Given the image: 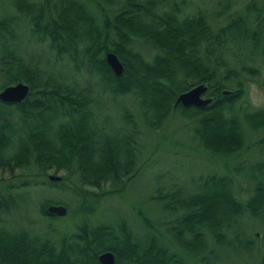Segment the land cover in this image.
<instances>
[{
  "label": "trees",
  "instance_id": "16d2710c",
  "mask_svg": "<svg viewBox=\"0 0 264 264\" xmlns=\"http://www.w3.org/2000/svg\"><path fill=\"white\" fill-rule=\"evenodd\" d=\"M160 3L0 0L4 12L0 13V91L17 82L28 88L21 102L0 101V169L10 173L32 165L34 176H44V181L22 180L15 188L70 192L68 202L39 197L37 210L48 226L63 216L47 213L48 205H62L66 212L76 205L75 231L66 230L56 238L0 228V264H100L96 258L103 252L111 253L113 264H183L184 257L198 259L206 252L207 237L216 246L244 248L234 235L226 239L222 231L236 228L243 215L255 217L264 208V180L251 174L247 199L236 200L232 179L237 171L233 170L198 172L190 178L192 189L174 182L166 189L153 188L146 198L159 211L157 219L131 208L142 228L131 227L120 217L91 224L87 218L96 199L120 194L140 171L139 132L133 113L124 106L116 112L121 118L107 124L108 116H102L104 109L90 92L66 82L71 71L84 69L97 75L102 91L113 99L131 95L133 111L148 132L161 129L162 133L166 119L176 113L191 124V140L202 153L224 158L244 147L240 118L234 111L245 91L243 74H258L251 64L257 54L264 63L260 35L264 9L248 2L244 9L252 19L231 13L215 31L200 13L177 14L185 0L171 2V9L163 11L158 9ZM229 7L230 2L225 11ZM23 27L20 34L31 48L45 41L54 53L57 61L48 71L12 43L21 40L15 32ZM137 44L153 49L150 59L132 48ZM107 53L120 63L119 75L104 60ZM200 84L206 90L199 97L210 99L205 106L175 103L179 93ZM243 119L252 129L264 131V110L245 112ZM49 170L62 171L57 175L60 179L46 178ZM251 170L262 172L264 164ZM103 184L108 188L103 189ZM5 191L0 192V214L15 211L20 198L17 191L19 197L10 193L13 190ZM259 262L264 264V254Z\"/></svg>",
  "mask_w": 264,
  "mask_h": 264
},
{
  "label": "rangeland",
  "instance_id": "374dc122",
  "mask_svg": "<svg viewBox=\"0 0 264 264\" xmlns=\"http://www.w3.org/2000/svg\"><path fill=\"white\" fill-rule=\"evenodd\" d=\"M175 1L177 2V0H161L158 9L162 11L169 10L172 6L169 3H175ZM229 2L230 7L225 11ZM248 2L254 3L257 8L264 9V0H185L184 5L180 6V11L177 14L185 16L187 13H200L216 31L218 27H221L227 21L231 13L236 15L247 14L248 18L252 19L251 12H247L244 9ZM1 11L0 9V13H4ZM260 28L261 41H264V25L261 24ZM20 29L21 31L15 33L21 40L18 43L16 41L12 43H15L14 45L17 46L20 53L26 56L28 60L32 59L34 60L33 62L37 60L39 68L43 69V71H48L57 60L54 58V53L49 50L47 42L40 41V43H36L35 47L31 48L26 42L25 36H21L24 27ZM132 48L139 51L144 59H150L149 56L153 53V49L149 45L137 44ZM255 58L256 60L251 64L257 67L258 74L252 77L243 74L245 91L242 94L241 101L235 105L234 111L235 116L240 118L244 147L234 156L231 155L224 158H212L208 154L202 153L200 146L191 140L192 132L189 129L191 124L187 120L178 119L179 117L176 113L171 114L170 118L166 119L162 133L161 129L155 132L149 131V133L147 128L141 126L138 121L136 111H133L135 108L131 101V95L113 99L110 94L102 91L100 79L97 75H88L83 71L84 69L71 71L73 74L67 76L66 82L69 81V84L79 90L84 91L87 89L90 92L89 95L104 109L102 116L105 118L108 116L107 124L113 122L114 117L117 119L116 121L121 118V114L116 115V112H120L124 106L126 111L133 113H130L132 121L137 123V132H139L137 134V142L140 145L139 153L141 154H138L137 163L140 171L136 173L130 182L124 184L125 186L120 194H112L111 197L96 199L93 212L87 217L90 224L95 223L96 220L102 222L103 218L104 220H112L120 217V219L124 218L131 227L139 226L142 228L138 219L133 215L132 206L140 208L142 211L145 210L151 220L157 219L159 211L146 198L147 193L157 186L162 189L169 188L173 182L192 189L193 184L190 178H193L198 172L206 173L209 171L224 174L232 170L234 172L237 171L235 178L232 179L234 197L240 201L247 199L252 187L251 180H253L249 178L250 175L252 174L254 177L264 180V171L251 170L252 166L257 165L259 168V166L264 164V131L261 128L252 129V126H249L247 121L243 119L245 112H253L255 109L264 110V63L258 54ZM155 143L158 144L156 150L155 148L150 149ZM185 146L193 147L194 151L188 150ZM144 147H148V150L144 151ZM32 167L30 165L24 169L15 168L10 173L7 170L0 169V192L4 193L6 189L13 190L10 193L15 197L17 196L15 191H17L16 194L20 193L15 211L12 208L8 213L0 214V228L15 231L22 229L28 234L37 237L46 236L47 238H56V236L64 234L66 230H68V234L71 231L74 232L76 229L74 227L76 224L75 215L73 214V210L76 207L75 204H72L66 214L61 218L59 217V220L53 221L49 226L37 210L40 202H38L39 197L49 198L54 201L63 199L68 202L69 196H71L68 190L65 189L61 193L55 188L46 190L42 187H27L26 191L15 188L22 180L44 181V176H34L35 171ZM47 174L57 176L61 175L62 171L52 173L49 170ZM7 186L10 187L8 188ZM102 186L103 189L108 188L106 184ZM232 228L227 231L223 230V236L226 239H232L234 235L239 242L243 243V249L242 247H237L239 248L238 250L232 245L229 247L225 245L216 246L212 243L213 240L207 237L206 252L203 251L204 253L200 254L199 257L201 258L184 257L183 264H260L261 255L264 254V208L260 209L255 217L243 215L242 218L238 219L236 228L235 226Z\"/></svg>",
  "mask_w": 264,
  "mask_h": 264
},
{
  "label": "water",
  "instance_id": "95a60500",
  "mask_svg": "<svg viewBox=\"0 0 264 264\" xmlns=\"http://www.w3.org/2000/svg\"><path fill=\"white\" fill-rule=\"evenodd\" d=\"M115 56H113L111 53H107L106 57L104 60H106V63L108 66L111 68L114 75H119L120 74V68L121 65L118 62L117 59H114ZM27 86L22 84V83H14L11 84V86H5L1 89L0 91V101L3 102H21L22 99L24 98V94L27 93ZM206 90V87L204 84L200 85H195L192 88H190L189 91L181 92L177 97H175V103H179L182 106H197L198 108H201L202 106H205L208 102H210L209 97L207 98H201L199 97L201 94L204 93ZM51 181H58L60 178L57 176L55 177L52 174L47 175V177ZM47 213H52L55 214L56 216H62L65 214L66 209H64V206L59 205H48L47 208H45ZM113 256L111 255L110 252H103L102 254H99L97 256V260L99 261L100 264H113Z\"/></svg>",
  "mask_w": 264,
  "mask_h": 264
}]
</instances>
